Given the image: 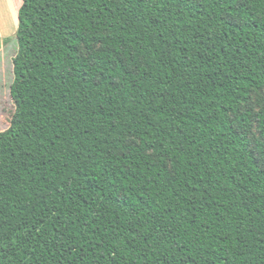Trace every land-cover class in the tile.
Listing matches in <instances>:
<instances>
[{
  "label": "trees",
  "instance_id": "16d2710c",
  "mask_svg": "<svg viewBox=\"0 0 264 264\" xmlns=\"http://www.w3.org/2000/svg\"><path fill=\"white\" fill-rule=\"evenodd\" d=\"M0 264H264V0H21Z\"/></svg>",
  "mask_w": 264,
  "mask_h": 264
},
{
  "label": "rangeland",
  "instance_id": "374dc122",
  "mask_svg": "<svg viewBox=\"0 0 264 264\" xmlns=\"http://www.w3.org/2000/svg\"><path fill=\"white\" fill-rule=\"evenodd\" d=\"M14 3L17 9L19 7V0H14ZM16 29L17 17L15 16L14 23L13 20H11L10 23V32L4 34L3 37H0V132L8 127L14 111V105L9 96V87L13 80L11 61L17 51L15 39ZM263 107L264 91H260L253 93L250 96L248 104L241 106L240 111L244 112L249 110L254 113ZM249 137L251 140L250 149L253 151L258 164H261L264 160V147L263 153L255 148V143H261V140L254 125H252V128L249 131Z\"/></svg>",
  "mask_w": 264,
  "mask_h": 264
},
{
  "label": "crops",
  "instance_id": "0c3cea01",
  "mask_svg": "<svg viewBox=\"0 0 264 264\" xmlns=\"http://www.w3.org/2000/svg\"><path fill=\"white\" fill-rule=\"evenodd\" d=\"M20 5L21 0H19V7ZM19 7L16 9L14 0H0V37L10 32L11 20L14 23L15 16L17 17L16 11H18Z\"/></svg>",
  "mask_w": 264,
  "mask_h": 264
}]
</instances>
